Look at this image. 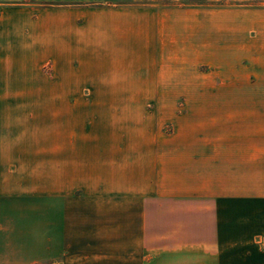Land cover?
<instances>
[{
    "label": "rangeland",
    "instance_id": "rangeland-1",
    "mask_svg": "<svg viewBox=\"0 0 264 264\" xmlns=\"http://www.w3.org/2000/svg\"><path fill=\"white\" fill-rule=\"evenodd\" d=\"M58 10L40 22L39 37L30 34L39 27L27 20L29 34L22 35L26 49H0L3 85L28 91L25 98L0 99V112L21 107L28 125H42L45 157L51 154L58 124L62 139L89 135L106 143L111 156L115 146L128 149L131 141L140 156L155 139L157 176L169 185L167 176H179V170L171 172L163 163L179 156L167 159L164 151L186 139H201L205 186L210 187L213 138L234 135L246 120L252 145L258 148L257 120L264 117V0H118L81 13ZM3 41L1 36L0 47ZM57 91L74 93L58 99L53 97ZM227 122L233 131L227 130ZM44 167L45 260L37 264H143L150 258L121 254L116 263L104 254H81L82 238L69 245L71 224L82 230L85 221H93L70 201L81 192L68 191L73 179H56L64 191L51 194L55 179L50 164ZM135 212L125 222L137 220ZM132 233L125 227L126 235Z\"/></svg>",
    "mask_w": 264,
    "mask_h": 264
},
{
    "label": "crops",
    "instance_id": "crops-1",
    "mask_svg": "<svg viewBox=\"0 0 264 264\" xmlns=\"http://www.w3.org/2000/svg\"><path fill=\"white\" fill-rule=\"evenodd\" d=\"M117 1L0 0V37L4 40L0 49L27 48L22 35L29 34V18L39 27L30 34L38 36L43 35L38 30L40 22L45 16L58 15L60 8L74 14L92 5L113 6ZM21 88L6 89L0 78V99L28 97V91ZM66 93L57 91L53 97H70L74 92ZM262 111L264 115V108ZM25 114L21 107L11 108L7 114L0 112V264L45 260V162L55 179L50 193L64 191L56 179L72 178L68 191L81 192L71 203L90 213L93 223L85 221L82 230L72 224L68 229L69 245L77 237L84 240L81 254H104L105 260L116 259V263L121 254H148L150 258L143 264H264V117L257 120L258 148L252 145L246 120L239 123L234 135L212 139L211 184L206 187L202 167L206 152L201 139L167 147L164 157L179 158L165 160L163 166L171 172L179 170V176L170 173L169 185H165V179L157 176L155 139L147 142V150L140 156L134 141L128 149L115 146L116 154L111 156L106 143L89 135L78 139L69 134L68 140L62 139L58 124L53 128L51 154L45 157L42 125H28ZM227 123V130L233 131ZM133 212L137 220L125 222ZM125 227L135 235H126Z\"/></svg>",
    "mask_w": 264,
    "mask_h": 264
}]
</instances>
